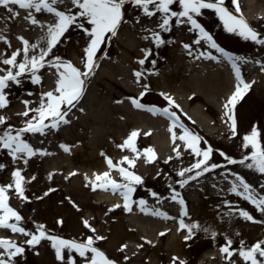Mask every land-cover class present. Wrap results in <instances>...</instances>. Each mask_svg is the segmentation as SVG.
<instances>
[{
    "label": "rangeland",
    "instance_id": "1",
    "mask_svg": "<svg viewBox=\"0 0 264 264\" xmlns=\"http://www.w3.org/2000/svg\"><path fill=\"white\" fill-rule=\"evenodd\" d=\"M237 2L240 8L238 14H242L253 28L264 33V16H258L259 9L256 5L248 7L245 0H237ZM226 3L235 12L236 5L231 0H226ZM57 6L64 8L66 5L59 4ZM67 6L70 7L71 5ZM176 7H178V3ZM42 11V14L36 16L41 21L40 24L30 22L19 25L14 20L11 27L12 33L8 31L2 34L20 43L21 46L22 42L17 38L19 35L25 36L30 42H35L44 34L40 28L46 27L45 22H52L54 19L53 14L45 10ZM137 11L131 4L126 5V22L122 23L114 37L102 45V50L97 54L99 57L98 66H104L109 76L97 78V68H95L94 74L87 78L85 85L84 93L90 86L88 93L91 97L96 100H105L108 97L107 89L116 90L117 84L134 83V89L126 90L122 98L110 100L119 108L115 118L112 114L102 115L101 113L102 117L106 118H100L98 121L106 122L101 126L93 123L90 119L93 116L89 115L93 114L91 113L92 108L89 100H87L86 104H82L83 111L74 114L70 112L68 115L70 122L62 123L58 129L49 126L43 134L26 132L25 138L33 146L47 148L48 152L45 154L38 153L30 157L28 164L25 165L23 161H13L6 150L0 149V163L7 166L0 170V182H9L11 169L16 166L24 169L25 177L34 175L35 179H31L27 183L26 193L30 196L29 200L23 201L15 194L14 190H12L10 198L12 206L16 207L25 217L23 224L29 228H34L35 222L39 221L44 223L51 233L85 239L87 235L93 234L83 224V219H88L95 226L97 234L105 237V239L97 241V246L104 250L110 258L116 259L119 264H171L173 255H178L186 261V264H245L243 258L236 252L232 254L230 259L226 260V254L221 251V245L225 243L226 236L232 237L235 248L239 247L241 239L251 243L256 239L264 238V233L256 235L246 227L247 224L257 223L264 228V213L258 211L246 197L230 192L228 189L231 187L232 180L235 179L233 173L239 172L254 186L256 194H262L264 193V174L239 162L236 164L225 162L221 150L238 159L245 151L241 147L243 135L250 131L253 125L261 129L262 138H264V45L250 39H244L238 33L228 32L215 15L214 10H203V14L198 16V19L213 33L214 38L222 47L237 56L247 57V60H238L237 62L250 69L244 76H246V81L251 82V87L236 106L238 125L236 136L231 135L229 124L224 116L223 104L219 98L215 97L214 102L211 103L202 95L195 94L187 101V105L185 104L188 110L202 120L207 131L180 108L177 109L172 106L184 123L201 135L203 138L202 146L206 147L208 144L213 146L211 162L219 165L215 169L202 172L200 176L181 186L176 183L181 179L178 175V169L187 167L195 158L189 149L182 147V155L176 156L171 134L166 135L168 138L167 146L159 147L155 144L156 132L152 123L140 122L139 120L134 125L129 124L126 127L116 129L113 122L127 123L129 121L127 118L132 119L129 109L147 112V109L134 107L128 99L133 95L139 96L145 85H147L148 91L140 98L143 103L167 106L168 101L161 95L162 92L156 86L147 83L145 75L161 70L173 51H176L178 47L185 48L184 43L192 44V48H198V52L205 50L208 44L203 41L199 44L194 43V37L197 33L189 30L190 25H176L173 22L169 30L161 33L165 43L157 46L151 38L145 39V35L146 30L155 29L158 16L149 18L141 14L142 18L136 21L134 17ZM68 37L65 42L58 44L54 52L56 55L70 59L77 66L82 67L81 56L83 55L86 34L81 29L73 27L68 33ZM135 42L141 44L137 50L132 49ZM145 47L152 48L151 55L147 59L155 61V65L144 67L141 70L142 79L137 82L131 63L138 61V53L144 54L143 49ZM208 47L211 48L209 45ZM211 51L214 55H222L219 52L216 53L215 49H211ZM104 52H107L106 56ZM223 58L227 60L226 57ZM102 61L105 62L102 63ZM151 69H155V71ZM41 74L43 79L39 84H34L27 79L23 80L21 85L13 84L11 90L8 91L11 104L7 108L11 106L10 108L17 111L16 115H20L23 112H19V110L24 111L25 109L24 99L35 101L42 91L55 87L57 74L54 65L45 66L41 69ZM26 89H31L32 94L29 95ZM177 93L182 97L185 96L183 91ZM153 115L163 120L165 129H169L168 117L161 113ZM20 116L25 119L24 116ZM17 122H22V119L19 118ZM11 124L13 125V123ZM16 125L21 127L20 124ZM133 126L140 129L139 138L144 140V144L140 148L151 145L155 148L157 155L156 159L152 161H148L147 156L143 153L136 157L137 162L134 170L144 176L145 179L142 184L136 186V192L133 193L132 210L128 211L124 207L122 196L118 191L112 192L110 189L97 187L93 188V192L97 194L89 193L82 177L69 175L71 173L70 168L79 165V162L69 165L67 160L61 157V154L65 155L67 150L57 151L56 141L62 138L65 133L78 132L80 135L82 134L85 141L90 145L93 144L99 151L109 145H112V149H114V144L116 140H119L120 133L125 137ZM3 127L0 126V128ZM149 129L151 132L144 135ZM176 129L181 131L179 126ZM98 132H101L100 135L98 134L101 136L100 141L94 142L92 136ZM175 143L182 144L179 139ZM81 144V142H76L69 145V149L81 146ZM250 150L249 148L248 151ZM120 152L125 155H134L131 150L127 149L120 150ZM168 157H172V159L169 160ZM124 163L127 166V162ZM64 164L67 167L63 169ZM107 167V164L100 162L98 165H89L85 169L91 168L98 172L100 168L107 170ZM225 169H231V171H225ZM49 173L52 174L51 179L48 177ZM110 174L116 180L123 179L118 169H112ZM205 180H209L212 184L204 187L202 183ZM75 185L77 188L73 189ZM49 187L53 188V191L44 195ZM171 188H176L186 201L189 214L183 217L185 222L199 221L202 225L214 229L217 233L215 237L212 236L211 231L205 232L202 229H196L195 236L190 240H184V236L188 233L186 229H179L181 205L178 201L169 198ZM151 191H155L159 195L154 197L151 195ZM98 193H108L110 196L103 199ZM140 197L147 200L150 208L167 211L169 216L166 218L157 215L155 211H142L139 205ZM225 200L232 203L224 204ZM112 204H119V207L112 209ZM169 204L170 206L174 205L172 211L167 208ZM76 205L79 207L77 208ZM240 208L251 212L257 217V220H246L235 213L229 216L228 213L231 209ZM60 217L64 220L63 224L58 223ZM165 229L167 231H164ZM0 236H8L24 245V253L12 258L15 264H66V262L56 258L55 250L47 239L42 240L39 245L30 246L24 243L28 238L24 234L13 233L10 229L3 227H0ZM122 244L127 245V247L122 249L120 247ZM36 248H38V252L35 250ZM0 251L3 249L0 248ZM75 255L78 256V254ZM125 256L128 257V260H124Z\"/></svg>",
    "mask_w": 264,
    "mask_h": 264
},
{
    "label": "snow or ice",
    "instance_id": "2",
    "mask_svg": "<svg viewBox=\"0 0 264 264\" xmlns=\"http://www.w3.org/2000/svg\"><path fill=\"white\" fill-rule=\"evenodd\" d=\"M236 5L235 12L228 6L226 0H0V5L8 7L13 15H18L12 5H18L27 9L28 19L33 23L40 24L35 12L45 10L53 14L52 22H45L46 27L44 34L35 42H30L28 38L19 35L17 38L22 42L21 47H16L10 52L8 48L4 49V53H0V110H6L10 105L9 89L13 84L21 85L23 80H30L34 84L42 82L41 69L45 66L55 67L57 78L55 87L47 91H42L35 99H24L25 109L22 115L25 119L22 126L17 128L9 121L6 111H0V149H4L10 154L13 161H23L28 164L29 158L36 154H45L47 148L35 147L28 139L25 138L26 132L45 133L49 126L59 128L62 123H69L68 115L72 108L76 106V102L81 99L85 91L87 78L94 74V69L98 67V52L102 50V45L117 34L118 28L122 23L126 22L125 8L131 4L137 13L134 17L139 21L143 16L149 18L157 17L158 20L153 30H146L145 39L151 38L155 45L165 43L162 31L169 30L174 22L176 25H190V31L197 33L194 37V43L199 44L206 42L212 49H215L223 57H226L231 63L232 70L235 73L236 83L234 90L226 97L223 102L224 116L229 124L231 135H237V117L236 106L243 99L245 93L250 89L251 82L245 81L240 69L238 60H247V57L237 56L222 47L214 38L213 33L209 31L205 25L198 19L203 14V10H214L215 15L222 22L223 27L232 33H238L244 39H250L260 45H264V33L253 28L251 24L240 13L237 0H231ZM178 3V7H176ZM59 4H65L64 8L58 7ZM71 5L68 7L67 5ZM73 27L79 28L86 34L85 44L83 46V55L81 56L82 67L77 66L70 59H64L55 54L54 49L58 44L68 39V33ZM0 40L8 43L11 47L9 38L0 34ZM186 49H192L193 45L184 43ZM144 55L138 57L141 66L145 64L146 59L151 55L152 48L145 47ZM191 51L189 55H191ZM107 55V52H104ZM200 56L212 57L219 60L221 56L214 55L212 51L207 49L199 52ZM260 63V61H257ZM155 64V61H152ZM155 71V69H151ZM135 80L141 81L143 73L140 69H133ZM29 95L32 94L31 89H26ZM148 91L147 85L139 93V96H130L128 99L136 108L147 109L153 114L161 113L168 117L170 123L168 128L171 139L174 142V152L176 156H181V148L189 149L194 154V160L187 167H180L178 175L181 177L176 183L181 186L187 184L189 180L194 179L207 172L209 169L219 167L218 164L211 162L213 146L208 144L202 146L203 138L198 132L190 129L180 118L175 108L180 105L167 92L161 95L168 101L167 106H159L157 104H146L140 99ZM34 105V106H33ZM83 111V109H81ZM31 113V115H29ZM186 115V114H185ZM179 126L181 131H177ZM151 129H149V133ZM149 133H144L148 135ZM140 129L132 128L125 136L122 143L117 147L121 150H131L134 155H123L118 162H114L113 157L105 154L107 161V170L97 172L93 177L85 175V180L90 182L93 188H106L112 192H119L123 199V205L128 210H132L133 193L136 192V186L144 182V176L134 170L136 165V157L145 154L148 161L156 159L155 148L151 145L144 148L138 147L137 140ZM179 139L182 144L175 143ZM61 147L68 150L70 146L61 142ZM242 149L244 153L237 157L229 155L221 150V154L225 157V162L236 164L237 162L245 164L250 169H255L259 173L264 174V138H262L261 129L253 125L250 131L244 133L242 138ZM251 149L248 151V149ZM102 154L103 150H102ZM169 160L172 157H168ZM127 162V166L125 163ZM7 166L0 163V170ZM112 169H118L121 180L114 179L110 172ZM231 171V169H225ZM70 173L69 175H72ZM159 175V173H157ZM235 179L232 180L230 192L238 193L246 197L258 211L264 213V193L256 194L254 186L249 183L246 178L239 172L233 173ZM49 179L52 174H48ZM35 179V176L25 177L24 169L16 166L11 171V180L7 183L0 182V227L10 229L13 233L24 234L28 237L24 243L30 246H36L42 240L47 239L51 243V247L55 250V256L58 260L66 262V264H119V262L110 258L109 255L97 246V241L105 239L104 236L97 234L95 226L88 219H83V224L91 230L93 234L87 235L85 239L76 237H65L59 233H51L46 225L42 222H35L34 228H29L23 224L25 217L22 213L10 203L12 190L23 201L30 199L26 193L27 183L29 180ZM53 188L49 187L44 195L52 192ZM152 196H158L155 191H151ZM39 198V197H37ZM171 199L176 200L181 205V216L179 218V229H186L187 235L184 240H190L196 235V229H202L205 232L211 231L213 237L217 235L214 229L209 226L202 225L199 221L186 223L184 216L188 215L187 204L184 197L176 188H171ZM73 203H75L73 201ZM232 203L225 200L224 204ZM139 205L142 211H155L157 215L168 217L169 213L162 209H152L148 206V202L144 197L139 198ZM78 208L79 205H76ZM119 204H112L111 208H117ZM235 213L242 216L246 220L256 221L257 217L244 208L231 209L228 213L231 216ZM58 223L63 224L62 217L58 218ZM164 231H167L165 229ZM147 239V238H145ZM233 239L231 236L225 237V243L221 245V251L224 252L225 259L232 257L234 252L243 258L245 264H264V238L256 239L254 242L241 239L239 247H233ZM122 249L127 245L122 244ZM0 264H15L13 257L22 254L25 251L23 244L17 242L8 236H0ZM38 252V248L35 249ZM75 254H78L75 255ZM124 260H128L125 256ZM171 264H186V261L178 255H173Z\"/></svg>",
    "mask_w": 264,
    "mask_h": 264
},
{
    "label": "bare ground",
    "instance_id": "3",
    "mask_svg": "<svg viewBox=\"0 0 264 264\" xmlns=\"http://www.w3.org/2000/svg\"><path fill=\"white\" fill-rule=\"evenodd\" d=\"M245 3L248 5V7H256L259 9L258 16L262 17L264 16V0H245ZM12 8H15L18 12V15H13V12L3 5H0V34L4 32H11L12 33V25L14 20L19 23V25L28 24L32 21L28 19V11L27 9L21 8L18 5L13 4ZM34 14L40 15L42 14V10L40 12H35V10H32ZM15 24V23H14ZM42 30V33H44L45 27L40 28ZM26 34V33H25ZM9 41L11 42V47H9L8 43H5V41L0 40V53H4V49L8 48V52L4 53L5 55L10 54L12 50H14L16 47H21L20 43H17L12 38L8 37ZM141 46L139 42H135L132 46L134 50H137V48ZM198 49V48H197ZM195 48L192 49H183L181 47H178L176 51H173L171 53V57L169 58L166 65L159 70L158 72H149L148 75H145V81L147 83H150L157 87V89L160 92H167L169 95L173 96V98L177 101V103L180 105L181 111L185 112L190 118L195 120V122L204 128L207 131V128L203 125V122L200 118H198L195 113H192L190 110L186 108L187 101L195 94L202 95L205 97V99L211 103L214 102V98H219L221 103L223 104L226 97L231 93L232 90H234L235 83H236V77L235 73L232 70L230 61L224 59L221 56V59L216 60L211 57L206 56H200L198 50ZM206 49L208 51H211L212 48H209L208 45H206ZM191 51V55H189V52ZM216 52V51H215ZM218 53V51L216 52ZM139 57L143 56L141 52L138 53ZM105 61H102L104 63ZM238 63V62H237ZM133 64L132 68L140 69V71L144 67H153L155 64L152 63L150 59H146L145 64L141 66L138 61H132L131 65ZM239 64V63H238ZM108 65V64H107ZM242 75L244 80L246 81V74L250 69L244 67L243 65L239 64ZM2 74V73H0ZM96 75L97 78L102 77H108V71L105 69V67H100V65L96 69ZM95 75V76H96ZM92 84V83H91ZM134 83H122L117 84L115 86L116 90L107 89V95L108 97L105 98V100H96L93 97H91L88 93V90L90 86L87 88V92L83 94L81 99L76 102V106L72 108L71 114H74L78 111H81L83 109L82 104H86L87 100L90 102L91 113L89 114L93 116L91 121L97 125H103L106 121H98L100 118H106L102 117V115L105 114H112L115 118V114L118 113L117 109L118 106L112 104L110 100L115 98H122L123 94L126 90H132L134 89ZM12 86L7 89V91H10ZM183 91L185 96L182 97L179 95L180 92ZM11 104V103H10ZM186 104V105H185ZM11 107V106H10ZM6 108V110H0V111H6L7 115L9 116V121L13 123V125L17 128L16 124H20L22 126L23 118L20 115H16L17 111H15L14 108ZM129 114L132 115V119H129L127 123H120L117 121L113 122V125L116 127V129L123 128L128 126L129 124H135V122H138L140 120L144 121L146 123H152L153 127L155 128V144H157L159 147H166L168 143L167 136L170 135L169 129H165V125L163 120L154 117L153 113L147 110V112H138L134 111L132 109H129ZM19 112H23V110H19ZM109 112V113H108ZM102 113V115H101ZM23 116V115H22ZM22 119V122L18 123V119ZM131 128H137V127H131ZM177 130V129H176ZM116 131V130H115ZM179 132V130H177ZM101 132H98L97 134H94L92 136V139L94 142L100 141ZM149 133V131H147ZM125 137L122 133H120L119 140H116L114 146L115 148L112 149V145L106 146L102 151L96 149L94 145H90L87 141L84 140V137L82 134L80 135L78 132H72V133H65L63 134L62 138L57 139V151L65 150L61 147V142H64L68 145H72L76 142H81V146L73 147L72 149L67 150V153L61 154V157L64 160H67L69 165H72L75 162H79V165H76L75 167H71V173L72 176H78L82 177L85 180V175L88 177H93L95 173H97V170H92L89 168V170H86L85 168L89 165L93 164H107L105 154L108 156L113 157L114 162H118L119 158L125 154L121 153L117 145L122 143L123 139ZM138 147L144 144V140L140 139L138 136L137 140ZM117 149V150H116ZM117 151V152H116ZM67 166L64 164L63 169ZM13 169H11L12 171ZM105 170L99 169L98 172H103ZM111 175V174H110ZM87 191L89 193L93 192V187L90 186V182L86 181ZM204 187L210 186L212 183L209 180H205V182L202 183ZM77 188V186H73V189ZM94 194H97L93 192ZM100 198L107 199L109 198L110 194L108 193H98ZM171 199V196H169ZM173 206H170V204L167 206L169 211L173 210ZM178 224V223H177ZM246 227L253 231L256 235H262L264 233V228L255 224H247ZM12 239V238H11ZM240 263V262H239Z\"/></svg>",
    "mask_w": 264,
    "mask_h": 264
}]
</instances>
